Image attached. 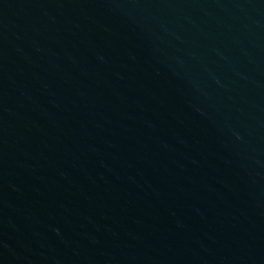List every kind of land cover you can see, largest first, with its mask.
I'll use <instances>...</instances> for the list:
<instances>
[{
  "label": "water",
  "instance_id": "water-1",
  "mask_svg": "<svg viewBox=\"0 0 264 264\" xmlns=\"http://www.w3.org/2000/svg\"><path fill=\"white\" fill-rule=\"evenodd\" d=\"M0 264H264V0H0Z\"/></svg>",
  "mask_w": 264,
  "mask_h": 264
}]
</instances>
